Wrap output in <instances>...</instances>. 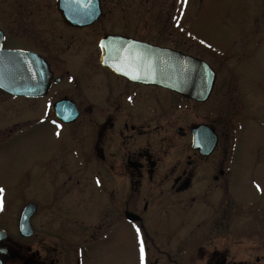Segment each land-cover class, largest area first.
<instances>
[{"label":"flooded vegetation","instance_id":"flooded-vegetation-1","mask_svg":"<svg viewBox=\"0 0 264 264\" xmlns=\"http://www.w3.org/2000/svg\"><path fill=\"white\" fill-rule=\"evenodd\" d=\"M3 1V48L32 60L42 89L39 96H16L0 88V98L27 102L26 110L36 103L40 138L54 143L59 177L53 185L60 191L55 203L37 201L53 204L57 213L48 239L49 230L34 228V202L30 235L19 229L30 203L16 230L0 225L7 234L4 264H94L97 245L113 233L134 253L133 264L140 250L146 264H159L158 257L151 261L156 253L166 264H264L263 256L238 257L234 245L238 200L231 192L244 184L248 158L249 169L264 173L257 159L263 150L238 149L258 127L239 128V116L249 110L221 85L215 68L208 96L202 85L192 87L197 95L184 94L142 82L136 71L137 62L156 51L208 63L211 55L222 57L226 49L205 51L200 34L191 33L190 0ZM261 40L264 47V31ZM118 62L126 69H113ZM26 67L28 74L29 60ZM29 126L26 120L5 134L0 129V144ZM246 179L264 185L257 175ZM94 218L101 224H90L89 238L71 243L84 226L72 228Z\"/></svg>","mask_w":264,"mask_h":264},{"label":"rangeland","instance_id":"rangeland-1","mask_svg":"<svg viewBox=\"0 0 264 264\" xmlns=\"http://www.w3.org/2000/svg\"><path fill=\"white\" fill-rule=\"evenodd\" d=\"M0 2L5 3L3 0ZM189 2L190 30L191 33L200 34L206 47L205 51L212 49L222 52L226 49L222 52L221 58L217 59L211 55L209 63L218 71L221 85L229 86L236 92L237 101L244 105L243 108L249 110L239 116V128L243 123L244 126L249 123L258 126L249 131L253 135L249 134L246 143L239 141L238 149L242 145L243 151L263 150L262 153L257 154V159L259 165H264V47L260 46L264 31V0H190ZM229 45L232 47L228 48ZM26 104L27 102L23 101L7 100L4 96L0 98L2 134L7 133L6 129L15 130L21 127L26 120L30 124L23 136L10 138L0 144V189H3L0 192V225L16 230L22 207L34 202L39 209L34 228L36 231L49 230L50 233L46 232L48 239L52 236V230L56 228L57 213L53 204L45 207L39 206L38 202L55 203L56 194L60 191H57L58 188L54 187L53 182L59 177L57 172L59 164L52 157L54 143L42 141L40 138V125L36 122L40 113L36 103L30 102L28 110ZM252 112H256L258 116L250 120ZM2 137L4 135H0V138ZM251 164L253 163H250L249 158L245 160L243 170L248 174L257 175V178L264 182L262 168L258 166V170H251L249 169ZM248 174L245 175L244 184L231 192L238 200L236 221L233 224L236 230L234 245L238 257L255 260L256 256L264 257V185L246 184L249 181L246 179ZM60 188L63 191V187ZM65 223L76 224L74 221ZM90 224L96 228L101 222L95 218L91 221L78 222L72 229H78L79 225L84 226V229L76 230L78 236L71 238L70 242L76 244L77 241L89 238L86 231ZM151 230L158 233L153 227ZM162 238L155 237L156 240H163L162 244L165 245L166 238ZM97 247L99 253H94V264H133L129 257L134 253L126 243L124 245L117 233L110 234ZM155 257L159 258V264H166L165 255L160 253L152 255V262ZM137 258L135 264H146L141 250L140 257L137 255Z\"/></svg>","mask_w":264,"mask_h":264},{"label":"water","instance_id":"water-1","mask_svg":"<svg viewBox=\"0 0 264 264\" xmlns=\"http://www.w3.org/2000/svg\"><path fill=\"white\" fill-rule=\"evenodd\" d=\"M3 40V32L0 31V88L16 96H39L42 87L39 83L40 78L36 77L34 80L31 73L33 71L31 67L32 60L28 59L25 53L21 51L4 49ZM167 55L156 51L151 52V58L148 60H145L143 56L142 60L137 62L136 67V71H140L139 80L190 95H197V92H194L192 87L202 85L205 87L206 96H208L216 79L215 69L208 62L198 60L192 56L168 55L172 58L164 60L163 57ZM28 60L30 68L27 74L26 62ZM112 68L117 71L126 69L123 62L114 64ZM26 75H30L29 88L24 90ZM55 111L58 114L57 109ZM58 116L62 117L59 114ZM36 208V204L30 203L25 206L20 215L19 229L26 236L32 233L31 217L35 213ZM6 235L5 232L0 230V255L7 253L1 247V240ZM0 264H4L1 256Z\"/></svg>","mask_w":264,"mask_h":264},{"label":"snow or ice","instance_id":"snow-or-ice-1","mask_svg":"<svg viewBox=\"0 0 264 264\" xmlns=\"http://www.w3.org/2000/svg\"><path fill=\"white\" fill-rule=\"evenodd\" d=\"M55 123V122H54ZM3 191V189H0V192H2ZM141 243H143V242H141Z\"/></svg>","mask_w":264,"mask_h":264}]
</instances>
